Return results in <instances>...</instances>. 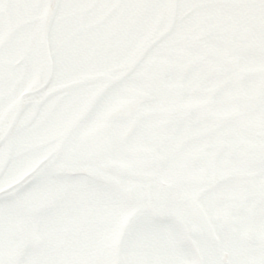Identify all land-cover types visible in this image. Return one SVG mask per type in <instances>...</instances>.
I'll list each match as a JSON object with an SVG mask.
<instances>
[{"label": "snow or ice", "instance_id": "6c2138e0", "mask_svg": "<svg viewBox=\"0 0 264 264\" xmlns=\"http://www.w3.org/2000/svg\"><path fill=\"white\" fill-rule=\"evenodd\" d=\"M0 264H264V0H0Z\"/></svg>", "mask_w": 264, "mask_h": 264}, {"label": "flooded vegetation", "instance_id": "af4514ba", "mask_svg": "<svg viewBox=\"0 0 264 264\" xmlns=\"http://www.w3.org/2000/svg\"><path fill=\"white\" fill-rule=\"evenodd\" d=\"M171 55H173V53H166L158 67L168 63L169 57ZM178 204L185 209L188 214V219L195 227L191 231L183 232L182 235L176 240V246L180 249L188 251L192 255H199L200 242L205 239L210 242H215L218 237V233L212 230L210 224L203 223L201 221L200 210L195 203H189L187 201L180 200L178 201ZM215 206L217 208L225 207V201L223 199H217L215 201ZM229 211L231 214V222L229 224V228L232 231L242 233L243 225L240 217L243 209L230 207Z\"/></svg>", "mask_w": 264, "mask_h": 264}]
</instances>
